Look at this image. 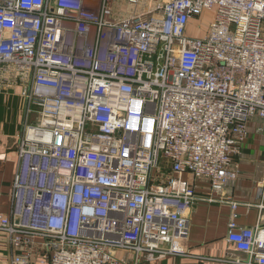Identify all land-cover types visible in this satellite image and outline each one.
<instances>
[{
	"label": "built area",
	"instance_id": "2783aa9c",
	"mask_svg": "<svg viewBox=\"0 0 264 264\" xmlns=\"http://www.w3.org/2000/svg\"><path fill=\"white\" fill-rule=\"evenodd\" d=\"M15 82L29 178L0 212L10 264L183 255L191 208L214 201L196 182L221 194L253 122L264 140V0H0V92ZM227 227L234 263L264 264V225Z\"/></svg>",
	"mask_w": 264,
	"mask_h": 264
},
{
	"label": "crops",
	"instance_id": "0c3cea01",
	"mask_svg": "<svg viewBox=\"0 0 264 264\" xmlns=\"http://www.w3.org/2000/svg\"><path fill=\"white\" fill-rule=\"evenodd\" d=\"M21 88L15 82L0 92V210L8 215L12 209V184L17 172L22 171L24 177L29 178L24 163L16 156L15 135L21 129L24 115ZM252 124L237 158L241 172L239 178L229 182L221 194L196 182L197 194L214 201H198L191 208L187 236L182 242L185 253L147 258L142 264H236L235 259L245 257L227 242L226 236L233 211L235 222L241 227L264 225V140L257 131L260 121H255L257 126ZM231 203L236 204L235 210H232ZM121 256L127 261L131 259L127 254ZM10 258L8 240L0 234V264H10Z\"/></svg>",
	"mask_w": 264,
	"mask_h": 264
},
{
	"label": "rangeland",
	"instance_id": "374dc122",
	"mask_svg": "<svg viewBox=\"0 0 264 264\" xmlns=\"http://www.w3.org/2000/svg\"><path fill=\"white\" fill-rule=\"evenodd\" d=\"M144 3L142 2L140 4V8L142 9ZM124 12V14H129L132 12V7L127 6L126 4L123 6V9L121 10ZM213 18V11H204L202 12L197 18L193 19L191 22V27L188 29V36L189 37H201L203 36L206 31L208 30V26L211 23ZM35 116L31 117V123L35 122L34 119ZM264 147V145H263ZM0 212H3L1 209ZM117 255H120V252L117 253Z\"/></svg>",
	"mask_w": 264,
	"mask_h": 264
},
{
	"label": "trees",
	"instance_id": "16d2710c",
	"mask_svg": "<svg viewBox=\"0 0 264 264\" xmlns=\"http://www.w3.org/2000/svg\"><path fill=\"white\" fill-rule=\"evenodd\" d=\"M47 198H48V196H47V195H45V197H44V201H46V200H47Z\"/></svg>",
	"mask_w": 264,
	"mask_h": 264
}]
</instances>
